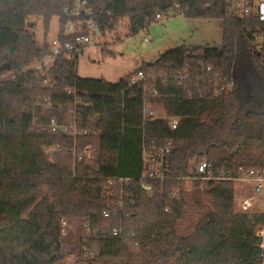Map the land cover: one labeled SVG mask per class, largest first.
Here are the masks:
<instances>
[{"label":"trees","instance_id":"trees-1","mask_svg":"<svg viewBox=\"0 0 264 264\" xmlns=\"http://www.w3.org/2000/svg\"><path fill=\"white\" fill-rule=\"evenodd\" d=\"M74 1L0 0V67L11 64L10 70L0 69V264H66L64 255L71 249L102 264H264L255 235L264 212L237 210L233 179H207L213 210L192 234L179 230L183 182L198 175L200 160H206L213 176L264 169V62L255 35L264 22L228 15L227 0H88L92 13L83 17L93 19L102 33L127 18L136 36L158 21L157 14L173 10L187 18L221 20L219 46L183 44L137 68L158 89L147 98L181 116L171 129L163 118L143 121L144 90L130 83L137 69L117 83L82 78L77 59L59 56L47 85L40 72L30 69L48 56L50 44H37L29 16H42L46 28L58 16L62 35L74 18ZM230 77L232 88L215 95L208 80ZM69 87L89 103L78 108L82 124L91 117V130L76 139L33 123L34 117L37 124L53 118L67 123V106L73 102L66 94ZM45 102L52 103L49 110H43ZM169 139L166 178L141 181L144 144ZM54 144L61 150L50 155L46 146ZM75 144L77 153L90 147L76 162ZM116 176L133 178L125 185L130 195L122 216L106 217L107 180ZM121 221L122 237L111 236Z\"/></svg>","mask_w":264,"mask_h":264},{"label":"built area","instance_id":"built-area-1","mask_svg":"<svg viewBox=\"0 0 264 264\" xmlns=\"http://www.w3.org/2000/svg\"><path fill=\"white\" fill-rule=\"evenodd\" d=\"M227 14L236 17H255L259 21L264 22V0H227ZM92 13L91 8L88 6V0H75L70 15L74 18L69 20L65 26L62 35L60 32L56 39L50 44V53L46 58L39 61L40 68L44 70V73L40 72L38 67H30L33 71L40 72L42 77L43 84H50V77L48 75L50 69L55 64L59 56H64L69 59L78 60L80 55L91 46L92 37L96 33H100L99 26L91 18L83 17L88 16ZM172 11L169 12V15ZM83 17V18H82ZM165 16L162 14H157V18L162 19ZM72 35V36H69ZM255 35L257 37V49L259 50L260 55L263 58L264 62V28H259ZM62 36V37H61ZM145 42L149 41L148 37L144 38ZM207 70H213L212 65L207 66ZM164 73L161 71L159 77H163ZM154 79V76H152ZM151 78V79H152ZM149 75L140 69H137L130 77L131 85H137L143 88L144 98H143V121H149L155 118L165 119L171 129L177 128L181 116L169 114L164 111V113H159L156 109L152 107V102L147 98V94H158V89L155 86H149ZM218 81L213 83L212 79L208 80V83L214 84L215 95H221L226 89H231L233 84V77L230 79L218 78ZM223 81L225 84H221L220 81ZM66 94L73 98V102L70 103L67 108L68 122L60 124L57 119H51L47 124H37V118L34 117L33 123L37 125L38 128H47L53 132L58 130L63 131L64 133H70L74 139L77 138L79 134L89 132L91 130V117H88L85 125L82 124V118L79 114L78 108L82 107L83 109L89 106V103L85 101L82 97V93L75 87H69L66 89ZM52 106V103L45 102L42 104L43 110H49ZM65 106L60 105V111L64 112ZM173 141L172 139L166 140L158 145L146 146L144 154V163L145 168L141 172L140 180H160L163 181L166 178L168 172L167 166V155L171 150ZM61 150L60 144L47 145L46 151L48 154L53 155L58 153ZM74 155L76 160H81L84 153L90 152V147L87 146L84 148L82 153H77L76 144L74 145ZM196 171L198 175L196 177L202 179H233L235 182H239L243 188L247 184L250 192L244 193L240 200V209L243 211H250L255 207L258 199L264 196V169L255 168L251 170H245L241 168L239 174L232 176L231 174L226 175L224 172L213 176L210 170V166L207 164L205 159L200 160L196 164ZM188 177V178H196ZM187 179V178H186ZM132 177H109L107 180V192L110 198L107 208L104 210L103 214L106 217L112 215H123L126 210V197L128 194L125 191V185L132 182ZM146 189L149 191L150 188L146 186ZM63 225L65 221L63 220ZM86 231L91 232V227L88 224H85ZM123 235V221L120 222L118 227H115L111 236L113 237H122ZM255 235L261 240L259 246L262 248V252L259 255V259L264 263V222H259L255 227ZM94 253H91L93 255Z\"/></svg>","mask_w":264,"mask_h":264},{"label":"rangeland","instance_id":"rangeland-1","mask_svg":"<svg viewBox=\"0 0 264 264\" xmlns=\"http://www.w3.org/2000/svg\"><path fill=\"white\" fill-rule=\"evenodd\" d=\"M27 23L35 34L39 46L45 41L51 44L58 36L60 26L58 16L52 17L48 28L42 16H29ZM145 37L149 38L148 42L144 41ZM138 41L141 43L138 44ZM221 43V20L187 18L177 10H173L170 15L159 19L133 36L128 19L122 18L112 29L107 28L103 33H96L92 37L91 46L78 59L77 75L82 78H104L109 82L117 83L143 63L155 62L170 49L183 44L219 46ZM33 67H38L40 72L44 73L40 63L36 62ZM152 107L159 113L165 111L164 105L160 102H153ZM186 180L189 179H184L183 182L185 207L179 230L184 235H189L194 232L196 224L204 218L206 212L213 210V205L207 199V179L191 178L190 186L187 185ZM249 187L245 184L243 188L239 182L235 183L238 211H241L240 200L243 191L245 194L249 193ZM254 211L264 212V196L258 199ZM64 256L66 264H102L87 255L78 256V251L74 249L68 250Z\"/></svg>","mask_w":264,"mask_h":264},{"label":"water","instance_id":"water-1","mask_svg":"<svg viewBox=\"0 0 264 264\" xmlns=\"http://www.w3.org/2000/svg\"><path fill=\"white\" fill-rule=\"evenodd\" d=\"M0 69L10 70L11 69V64L9 62L8 63H4V64L1 65Z\"/></svg>","mask_w":264,"mask_h":264},{"label":"crops","instance_id":"crops-1","mask_svg":"<svg viewBox=\"0 0 264 264\" xmlns=\"http://www.w3.org/2000/svg\"><path fill=\"white\" fill-rule=\"evenodd\" d=\"M138 43L140 44L141 41H138ZM144 45H145V44H144ZM187 179H189V180H186L185 182L187 183L188 186H190V184H192V182H190V181H191V178H187ZM188 182H189V183H188Z\"/></svg>","mask_w":264,"mask_h":264}]
</instances>
